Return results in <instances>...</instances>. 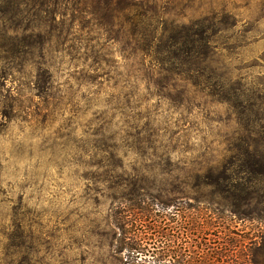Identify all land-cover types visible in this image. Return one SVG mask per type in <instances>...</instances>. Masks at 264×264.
<instances>
[{"label": "rangeland", "instance_id": "1", "mask_svg": "<svg viewBox=\"0 0 264 264\" xmlns=\"http://www.w3.org/2000/svg\"><path fill=\"white\" fill-rule=\"evenodd\" d=\"M247 152L264 0H0V264H264Z\"/></svg>", "mask_w": 264, "mask_h": 264}, {"label": "trees", "instance_id": "2", "mask_svg": "<svg viewBox=\"0 0 264 264\" xmlns=\"http://www.w3.org/2000/svg\"><path fill=\"white\" fill-rule=\"evenodd\" d=\"M242 178L238 179L241 184H234L236 181L235 175L229 169H225L220 177L213 178L209 170L207 174V180L212 183H228L229 185H221L229 193V197L232 199H243V203L233 202V208H240L241 206H250L253 200L262 199L264 197V184L262 183V177L264 176V162L263 159L257 160L256 154L252 152L245 153L243 162L240 164ZM218 190V188H217ZM245 204V205H244ZM240 215L250 214L247 211L234 209ZM133 248V247H132ZM131 248V249H132Z\"/></svg>", "mask_w": 264, "mask_h": 264}]
</instances>
